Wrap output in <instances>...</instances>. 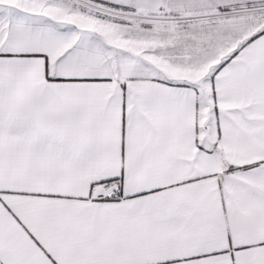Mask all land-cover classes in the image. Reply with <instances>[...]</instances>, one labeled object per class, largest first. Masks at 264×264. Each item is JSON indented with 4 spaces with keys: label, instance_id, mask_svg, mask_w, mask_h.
Segmentation results:
<instances>
[{
    "label": "snow or ice",
    "instance_id": "obj_1",
    "mask_svg": "<svg viewBox=\"0 0 264 264\" xmlns=\"http://www.w3.org/2000/svg\"><path fill=\"white\" fill-rule=\"evenodd\" d=\"M0 264H264V0H0Z\"/></svg>",
    "mask_w": 264,
    "mask_h": 264
}]
</instances>
